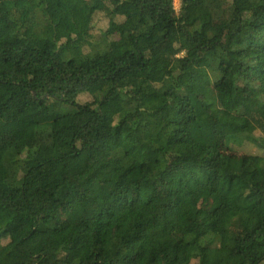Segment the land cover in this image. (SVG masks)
Here are the masks:
<instances>
[{"label": "trees", "instance_id": "trees-1", "mask_svg": "<svg viewBox=\"0 0 264 264\" xmlns=\"http://www.w3.org/2000/svg\"><path fill=\"white\" fill-rule=\"evenodd\" d=\"M223 140L264 149V0H0V264H264Z\"/></svg>", "mask_w": 264, "mask_h": 264}, {"label": "rangeland", "instance_id": "rangeland-1", "mask_svg": "<svg viewBox=\"0 0 264 264\" xmlns=\"http://www.w3.org/2000/svg\"><path fill=\"white\" fill-rule=\"evenodd\" d=\"M174 6L177 11H179L181 6V0H174ZM95 29H100L107 26V20L105 18H100L96 20L95 23ZM112 38H115L116 35L113 33L111 35ZM91 98V95L88 93H85L84 95H81V99L88 100ZM218 147L221 150L222 153L232 156H247L251 154H258V155H264V149L256 146L251 141L243 140V141H230L226 142L225 140L220 141L218 143ZM208 200L204 199L202 200L201 205H208Z\"/></svg>", "mask_w": 264, "mask_h": 264}]
</instances>
